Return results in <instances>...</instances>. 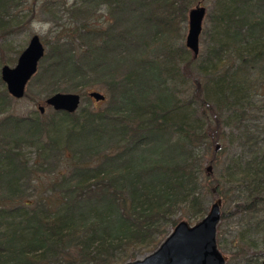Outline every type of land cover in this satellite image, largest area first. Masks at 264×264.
I'll return each instance as SVG.
<instances>
[{"label":"trees","instance_id":"16d2710c","mask_svg":"<svg viewBox=\"0 0 264 264\" xmlns=\"http://www.w3.org/2000/svg\"><path fill=\"white\" fill-rule=\"evenodd\" d=\"M23 1L0 0V38L13 32L7 18ZM193 2L75 0L66 9L59 2L67 20L39 60L35 83L45 99L79 95L74 113L46 106V120L8 113L15 99L0 81V264H124L152 252L177 222L200 220L209 198L222 204L245 192L220 221L264 211L257 154L264 106L248 116L251 96L264 91V0H213L195 58L176 45ZM178 81L189 84L191 107L181 103ZM92 91L104 99L81 107ZM227 120L244 126L237 143L250 159L229 160L224 176L218 158L227 154ZM60 132L63 144L53 137ZM35 144L33 160H73L52 197L28 201L36 171L22 150ZM256 221L245 233L260 234L261 251L220 252L225 264H263L264 219Z\"/></svg>","mask_w":264,"mask_h":264},{"label":"rangeland","instance_id":"374dc122","mask_svg":"<svg viewBox=\"0 0 264 264\" xmlns=\"http://www.w3.org/2000/svg\"><path fill=\"white\" fill-rule=\"evenodd\" d=\"M59 2H65V9L68 5H71L75 2V0H24L22 4H17L15 8H12L9 13V18L7 20L12 21L11 28L13 32L8 35L0 38V67L2 65H6L8 67H13L16 61V58L20 54L29 38L32 35H36L44 48V53L48 46L53 42L54 38L58 35V31L66 22L65 13L62 11V8L58 5ZM47 4V8L49 10L47 12L44 11L43 5ZM199 4L203 6L205 9V15L202 22V29L204 27V22L206 20V16L213 9V0H195L189 9L193 8L195 5ZM103 10L97 11V15H102ZM94 18L90 19L92 21ZM201 29V31H202ZM187 32V13L184 16V21L181 24V28L179 29V34L181 38L177 41L178 48H185L184 46V38ZM186 49V48H185ZM202 50V44L199 40L198 45V54H200ZM187 55L192 57L190 51L186 49ZM197 54V55H198ZM38 65V64H37ZM37 70V69H36ZM196 73V72H195ZM37 72L29 79L24 89V96L19 100H15L11 108L8 110V113H11L18 117L29 116L34 112H37V107L40 106L43 108V113L41 114L42 119L48 118V108L44 105V92L42 87H39L38 83H35V77ZM203 81V78H201ZM176 89L182 93L181 103L185 106L191 107L190 104H186L188 100L190 86L189 84H183L178 81L176 85ZM180 93V95H181ZM81 100V99H80ZM89 103H82V106H89L90 104H97L93 100H89ZM250 103L256 105L251 108L248 116L258 117L260 115L259 108L264 106V91H260V89L251 96ZM182 105V107H184ZM45 107V109H44ZM193 107V106H192ZM183 110H187L184 108ZM264 115V114H262ZM245 126L254 129L253 125H256L255 122L247 121L245 122ZM234 121L227 120L226 122V135L224 137V147L227 151V154L219 156L220 164L223 166L224 176H226L225 164L229 162V160L237 161L239 158V154H242V158L245 163L249 161L250 157L248 153H244L241 151V145H239L238 138H241L244 126L240 130L234 129ZM64 133V132H63ZM63 133L60 132L53 136L55 139L59 140V143L62 142L60 139L63 136ZM63 144V143H62ZM40 145V144H39ZM38 145L27 146L22 150L23 158L28 161V165L33 167L36 171L32 176L33 178L30 181V191L33 192L32 196H27L24 200L30 201V199H35L36 197L45 198L52 197L54 194L49 190L52 185H54L55 181L59 180L62 176H66L68 174L69 168L68 164L73 158L69 155L63 156L60 163L55 164L52 160H47L46 163L42 159L33 160L35 154L37 153ZM258 157H261L260 162H264V148H260L257 151ZM211 153H208L205 158H209ZM229 157V158H228ZM228 158V159H227ZM227 160V161H226ZM243 161V162H244ZM243 162L241 166H243ZM264 164V163H262ZM209 165L204 164V167H208ZM210 167V166H209ZM48 172V169H51ZM211 170V169H210ZM242 171V169H240ZM240 175H237V177ZM227 187V184L225 185ZM264 194V189L261 191ZM52 195V196H51ZM53 198L47 200L50 202ZM213 198L208 199L207 207L212 202ZM23 200V201H24ZM245 200V192L243 191L240 195L236 196L234 199L226 200L225 203L221 204L220 212H225L226 210H230L235 204L244 202ZM257 219V221L264 219V211H260L257 214H247L243 213L237 215L231 219L221 220L217 226L215 231V239L217 240V245L219 251L223 255H234L238 249H241L244 256H252L255 252L261 251L259 241L261 240L260 234L257 235H246L245 231L248 227H251V224ZM256 221V222H257ZM263 235V233H262ZM262 253V252H261ZM262 261L264 264V257H262ZM233 262V261H232ZM234 263H238L235 262ZM233 264V263H232Z\"/></svg>","mask_w":264,"mask_h":264},{"label":"water","instance_id":"95a60500","mask_svg":"<svg viewBox=\"0 0 264 264\" xmlns=\"http://www.w3.org/2000/svg\"><path fill=\"white\" fill-rule=\"evenodd\" d=\"M205 9L199 4L187 11V32L184 38L185 48L195 58L198 54L199 36ZM44 54V48L36 35H32L25 48L16 58L13 67H0V81L9 97L19 100L29 79L35 74L37 64ZM95 102L104 97L95 91L87 93ZM80 96L74 93H54L44 99V105L52 111L68 114L77 111ZM37 112L43 113L38 106ZM210 173V167L205 168ZM221 201L212 200L205 215L190 225L186 221L177 222L158 246L150 253L124 264H225L226 258L217 249L215 242L216 226L220 221Z\"/></svg>","mask_w":264,"mask_h":264}]
</instances>
